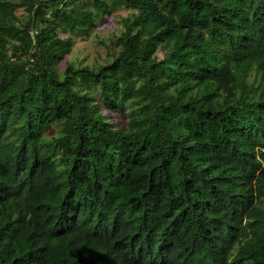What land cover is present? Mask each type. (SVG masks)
Here are the masks:
<instances>
[{
	"label": "trees",
	"instance_id": "trees-1",
	"mask_svg": "<svg viewBox=\"0 0 264 264\" xmlns=\"http://www.w3.org/2000/svg\"><path fill=\"white\" fill-rule=\"evenodd\" d=\"M0 264H264V0H0Z\"/></svg>",
	"mask_w": 264,
	"mask_h": 264
},
{
	"label": "rangeland",
	"instance_id": "rangeland-1",
	"mask_svg": "<svg viewBox=\"0 0 264 264\" xmlns=\"http://www.w3.org/2000/svg\"><path fill=\"white\" fill-rule=\"evenodd\" d=\"M23 12L20 10L18 15L21 16ZM127 12L121 11L113 14L105 21L98 23L97 29L86 38H76L74 41L73 52L68 58V62L75 66H97L103 65L112 53L110 42L112 38L119 35L122 25L120 18L126 17ZM158 57L162 59V54L159 53ZM66 63L64 62L61 69ZM112 122L119 126L126 124V119L118 117L110 112H105Z\"/></svg>",
	"mask_w": 264,
	"mask_h": 264
}]
</instances>
